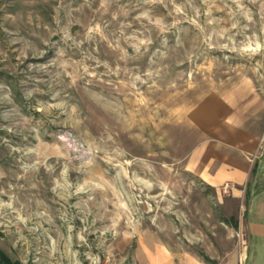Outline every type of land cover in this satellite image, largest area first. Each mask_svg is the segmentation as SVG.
I'll use <instances>...</instances> for the list:
<instances>
[{"label":"rangeland","instance_id":"rangeland-1","mask_svg":"<svg viewBox=\"0 0 264 264\" xmlns=\"http://www.w3.org/2000/svg\"><path fill=\"white\" fill-rule=\"evenodd\" d=\"M242 74L264 81V0H0V249L243 264L246 187L236 200L187 166L196 104Z\"/></svg>","mask_w":264,"mask_h":264},{"label":"crops","instance_id":"crops-1","mask_svg":"<svg viewBox=\"0 0 264 264\" xmlns=\"http://www.w3.org/2000/svg\"><path fill=\"white\" fill-rule=\"evenodd\" d=\"M192 117L206 138L188 157L187 166L212 188L234 183L232 196L236 200L241 197L242 187H246L239 221L245 245L243 264H261L262 248L253 247L250 252V235L252 231L260 234L264 243V194L249 191L251 182L254 188L264 184V81L246 74L226 79V88L206 95L196 104ZM248 195L252 198L251 208L246 204ZM159 246L139 254L136 264H206L196 255L176 254ZM232 264H237V254Z\"/></svg>","mask_w":264,"mask_h":264},{"label":"trees","instance_id":"trees-1","mask_svg":"<svg viewBox=\"0 0 264 264\" xmlns=\"http://www.w3.org/2000/svg\"><path fill=\"white\" fill-rule=\"evenodd\" d=\"M0 264H21L20 261L12 260L7 254L0 249Z\"/></svg>","mask_w":264,"mask_h":264},{"label":"built area","instance_id":"built-area-1","mask_svg":"<svg viewBox=\"0 0 264 264\" xmlns=\"http://www.w3.org/2000/svg\"><path fill=\"white\" fill-rule=\"evenodd\" d=\"M231 184H229V183H226L223 187H222V192L224 193V194H227V195H229L230 194V192H231ZM244 244V243H243ZM244 246V245H243Z\"/></svg>","mask_w":264,"mask_h":264}]
</instances>
